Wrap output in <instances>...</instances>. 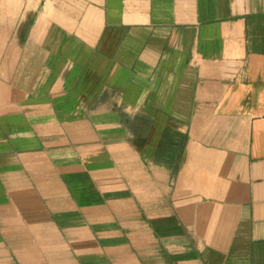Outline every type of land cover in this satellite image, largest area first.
<instances>
[{"label": "crops", "instance_id": "crops-1", "mask_svg": "<svg viewBox=\"0 0 264 264\" xmlns=\"http://www.w3.org/2000/svg\"><path fill=\"white\" fill-rule=\"evenodd\" d=\"M0 264H264V0H0Z\"/></svg>", "mask_w": 264, "mask_h": 264}]
</instances>
